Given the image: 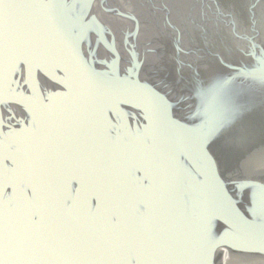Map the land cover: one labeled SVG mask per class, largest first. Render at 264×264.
<instances>
[{
    "label": "water",
    "instance_id": "95a60500",
    "mask_svg": "<svg viewBox=\"0 0 264 264\" xmlns=\"http://www.w3.org/2000/svg\"><path fill=\"white\" fill-rule=\"evenodd\" d=\"M57 12L87 33L91 43L73 46L56 15L48 10L15 12L31 20L44 45L57 54L56 62L73 76L69 94L53 82L61 76L49 74L45 101L49 107L43 123L71 132L85 125L101 105L105 109L119 106L129 131L109 141V150L119 154L131 149L141 157L138 163L144 171L138 175L154 178L152 192L160 190V172L145 160L158 156L161 168L169 174L162 204L138 198L129 201L126 212L99 219L83 202H75L71 209L56 204L58 213L71 212L79 227L91 229L97 240L113 248L112 258L95 264H147L135 245L128 243L145 232L159 235L175 251L176 258L164 264H205V250L213 244L211 264H220L221 248L223 255L227 247L264 255V214L253 211L256 205L246 187L264 184V174L259 181L251 170L229 180L217 173L225 162L235 165L246 157L253 163L264 156L254 148L264 138V0H200V5L173 15L167 6L156 14L162 23L157 25L158 33L163 30L166 36L157 42L162 52L152 57L134 55L127 61L109 55L113 53L108 43L97 47L99 29L78 13L72 0H64ZM167 49L171 53L162 55ZM81 54L85 59L95 55L97 63L90 69L84 67ZM113 74L118 77L115 86L98 91L96 81L111 79ZM154 102L159 104L158 111ZM34 119L33 102L16 91L10 77L0 87V133L8 134L0 136V146L26 143ZM201 132L211 133L206 143L214 154L216 171L204 170L193 182L176 166L172 154ZM247 144L248 149H239ZM224 181L234 188L230 190ZM25 222L43 225L49 217L32 221L26 216ZM236 258L243 259L232 257L234 262Z\"/></svg>",
    "mask_w": 264,
    "mask_h": 264
},
{
    "label": "snow or ice",
    "instance_id": "6c2138e0",
    "mask_svg": "<svg viewBox=\"0 0 264 264\" xmlns=\"http://www.w3.org/2000/svg\"><path fill=\"white\" fill-rule=\"evenodd\" d=\"M84 2L72 0L73 5ZM62 6L64 0H0V87L11 77L16 91L33 102L35 112L26 143L0 146V264H95L114 256L113 248L97 240L91 229L79 227L71 212L58 213L57 203L71 209L75 202H83L99 219L126 212L129 201L138 198H151L158 204L164 200L169 174L161 168L158 156L145 160L160 172V190L152 192L154 178L138 175L144 171L138 163L141 157L131 149L119 154L109 150V141L119 140L129 131L119 106L105 109L101 105L85 125L71 132L43 123L49 107L45 103L49 74L60 75L61 79L53 82L69 94L73 76L56 62L57 54L44 45L31 20L15 12L48 10L56 15L73 46L81 41L91 43L87 33L60 17L57 10ZM100 43L108 42L104 31L97 30V47ZM111 47L114 50V44ZM80 59L89 69L97 63L95 55L85 59L81 54ZM117 80L116 74L108 80L99 79L97 90L110 91ZM153 108L158 111L159 104L154 102ZM210 134L201 132L187 140L185 147L177 146L173 151L176 166L193 182L204 170L216 171L214 154L206 143ZM246 187L256 205L253 211L264 214V184ZM26 216L32 221L48 216L49 222L30 225ZM128 243L135 245L147 264H164L176 258L175 251L152 232L136 235ZM214 251V244L205 250V264H211Z\"/></svg>",
    "mask_w": 264,
    "mask_h": 264
},
{
    "label": "flooded vegetation",
    "instance_id": "af4514ba",
    "mask_svg": "<svg viewBox=\"0 0 264 264\" xmlns=\"http://www.w3.org/2000/svg\"><path fill=\"white\" fill-rule=\"evenodd\" d=\"M163 5L166 8L168 6L173 15L178 14L181 10L184 11L191 5L194 7L200 5V0L198 2L197 0H85L82 5H75V7L79 14L86 15L99 30L104 31L105 39L113 53L109 55H118L119 58L127 61L126 58H133L134 55H137V57H152L162 52L161 49L158 50L157 42H161L166 36L163 30L158 33L160 29H157V25L162 23L156 14L166 9ZM197 8L199 9V6ZM173 19L178 20L176 17H173ZM163 37L164 39H162ZM136 41L138 42L137 45L135 44ZM141 41L145 42L141 43ZM113 44L114 50L111 47ZM153 45L154 47L151 48ZM135 47H137V50ZM168 53L171 52L167 49L162 55ZM144 74L143 77L146 76ZM259 140V144L254 148L264 154V138ZM239 149H248V144L240 146ZM239 162L235 165L231 162L220 164L217 171L218 175L223 180H229V177L234 174L246 175V171L251 170L250 172L257 173V176H255L257 180L262 181L264 156H259L253 163L251 160L248 161L246 157ZM224 183L230 185V190L234 188L231 183L227 181H224ZM227 248L224 249V255L221 252L222 248L220 249L218 254L221 260L220 264L224 262L225 264H247L249 261L254 264L255 262L257 264L264 263V255H250L234 248ZM232 257L243 259L236 258L237 262H234Z\"/></svg>",
    "mask_w": 264,
    "mask_h": 264
}]
</instances>
